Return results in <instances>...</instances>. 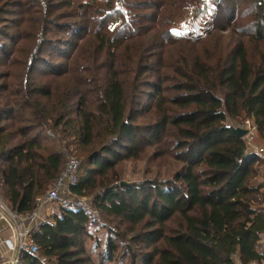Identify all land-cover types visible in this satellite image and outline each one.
<instances>
[{
	"label": "trees",
	"instance_id": "1",
	"mask_svg": "<svg viewBox=\"0 0 264 264\" xmlns=\"http://www.w3.org/2000/svg\"><path fill=\"white\" fill-rule=\"evenodd\" d=\"M7 1L0 198L31 216L71 155L80 168L70 192L92 205H59L52 222L32 229L39 256L22 252L20 264L264 261V185H253L260 160L231 130L251 119L264 140V0H210L214 30L205 39L218 48L204 54L194 48L204 38L172 31L204 0H129V17L114 29L116 0L60 4L71 13L59 12L56 0H25L29 11L19 14ZM73 39L82 43L62 71L53 57ZM149 149L181 169L123 185L120 162ZM100 220L107 243L89 250V228Z\"/></svg>",
	"mask_w": 264,
	"mask_h": 264
},
{
	"label": "built area",
	"instance_id": "2",
	"mask_svg": "<svg viewBox=\"0 0 264 264\" xmlns=\"http://www.w3.org/2000/svg\"><path fill=\"white\" fill-rule=\"evenodd\" d=\"M118 5L123 9L122 1L118 2ZM215 11L210 5V0H204V2L197 7L191 8L187 11L181 20V25L188 27L186 33L190 35H202L209 29L213 28L215 21ZM206 19L205 22L203 20ZM248 131V134L244 137V143L249 154L257 156L260 162L264 161V149L256 147L253 144L254 136L259 133L253 120H245L243 125L237 126ZM80 168V161L75 156H70L67 159V164L64 171L59 178L52 184L49 191L43 196L37 199V209L46 203H55L64 207L92 209V205L84 200L74 198V195L70 192V188L78 183V172ZM3 210L9 217L12 226L15 228V243H11L10 250L14 253L12 258H0V264H20V256L22 252H27L31 255L39 256V249L34 243L32 237V229L42 224L48 223L46 219H39L38 210H36L31 216L26 217V221L34 223V227L23 224L21 216L16 213H12L2 206ZM46 263V260H42ZM47 264V263H46ZM241 264V263H237ZM250 264H264V262H252Z\"/></svg>",
	"mask_w": 264,
	"mask_h": 264
},
{
	"label": "rangeland",
	"instance_id": "3",
	"mask_svg": "<svg viewBox=\"0 0 264 264\" xmlns=\"http://www.w3.org/2000/svg\"><path fill=\"white\" fill-rule=\"evenodd\" d=\"M68 1L76 2L78 0H56L57 4H59V6H60V4H62L64 2H68ZM119 1H122L123 9H121L119 7V5H118ZM7 2L10 4L11 8L14 7L12 9V10H15L14 14H19L20 11H24V10L27 13L29 11L28 6L25 4L26 3L25 0H11V1L8 0ZM127 2H130V1L129 0H126V1L125 0H116L115 6H116V9L120 11V13L117 17H115L114 19H112V21L109 22V26L111 29H114L115 27H117L122 22L123 18L129 17V15L127 13L128 10L126 9ZM20 5L22 6V8L20 7ZM12 10H11V12H12ZM227 10H230L229 7L227 8ZM59 12L71 13L72 9H65V8L60 6ZM27 13L24 16L25 19L28 18ZM7 17L12 18L14 20V17H12V16H7ZM17 17H19V19H20V16H17ZM181 19L179 21H177L178 24L176 27H174L172 29V31H174L177 34H188L186 32L188 31L189 28L185 27L183 24L181 25V22H180ZM205 21H206V19L203 20V22H205ZM213 28H214V26H213ZM213 28L209 29L208 31H206L202 35H198V34L194 35V36H197V38H198V36L202 37L201 39L204 38V40H202L200 45H198L197 47H194V48H198L199 50H202V52H201L202 54H204L203 49H207V51H210L212 53L218 48V43H217V45H215L214 42L212 41L211 44H214V46L211 48V44H208V41L210 39L209 38L205 39V37H207L209 32H211V30H214ZM13 31L17 32V30H13ZM216 33L220 34L221 36H225V37L230 35L229 30L226 32H221V33L216 32ZM189 36H191V35H189ZM86 37H87V35H85V34L82 35V39H85ZM228 41L230 42L229 38H228ZM81 43H82V41L80 39H77V40L73 39L66 46L62 47L59 50L60 52L56 53V56H54L53 58L57 62H59V64L61 63L59 66L60 68H58V69H62V71L66 70L67 64L69 62H71V60L75 57L76 52L78 50V46L81 45ZM251 50L253 51V48ZM43 70H46V67H42V70L39 69V71H38V75L41 77H43L45 75L43 73ZM104 74H105V72L103 71L101 73L102 77L104 76ZM167 95H171V94L168 93ZM237 125L238 124H234L233 127H237ZM253 144L256 147L264 149V140L261 138L259 133H257L254 136ZM63 147L64 146H62V148ZM68 151L69 150H66V153ZM152 152H153L152 149H149L147 151V153L143 156V158L140 160L127 159V160L120 162L119 168H120V172L122 174V178H123L124 183H128V184L144 183L146 181H153V180L164 181L165 179L171 178L173 173H176L177 171H179V169H181V164L174 162V161H170L168 163L166 161H164L165 159L156 161L153 157ZM68 155H69V153H68ZM70 156L71 155H69L68 158ZM66 164H67V162H66ZM75 197H76V199H80V200H84L86 202H89L87 197L86 198H81V197H77V196H75ZM0 201H2V202L4 201V204H5V200L3 198H0ZM56 206L59 207L58 205H56ZM104 226H105L104 223L100 220V221H98V224L91 225V227L89 228V232L92 235V239L87 241V247L89 248V250H93V248H94L93 246L96 244V241L100 242L101 248H104L105 244L107 243V231H106ZM120 254L121 253H117V256L120 257ZM95 256H97V254H95L94 257ZM116 264H129V260L125 261L124 263H116Z\"/></svg>",
	"mask_w": 264,
	"mask_h": 264
},
{
	"label": "crops",
	"instance_id": "4",
	"mask_svg": "<svg viewBox=\"0 0 264 264\" xmlns=\"http://www.w3.org/2000/svg\"><path fill=\"white\" fill-rule=\"evenodd\" d=\"M257 169V177L253 181V185H264V161L259 162L256 166ZM75 197V195H74ZM78 197V196H77ZM76 198V197H75ZM54 205V206H53ZM55 203H44L38 209L37 212L39 214V219H46L48 222H52L54 216L59 215V207H57ZM2 206H4L7 210H9L6 203L4 201H0V258H12L14 253L10 250V245L15 243V228L12 226V223L7 216L6 212L3 210ZM59 206V205H58ZM21 222L26 225H30L34 227V223L30 221H26L25 218H21ZM258 250L264 254V234L261 237V240L258 245ZM264 262V261H262ZM239 263V262H238Z\"/></svg>",
	"mask_w": 264,
	"mask_h": 264
},
{
	"label": "water",
	"instance_id": "5",
	"mask_svg": "<svg viewBox=\"0 0 264 264\" xmlns=\"http://www.w3.org/2000/svg\"><path fill=\"white\" fill-rule=\"evenodd\" d=\"M231 130L240 139H243L248 134L247 130L240 127H231ZM123 185H125V183H123Z\"/></svg>",
	"mask_w": 264,
	"mask_h": 264
}]
</instances>
